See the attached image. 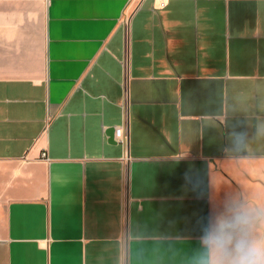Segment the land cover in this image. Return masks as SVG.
Returning a JSON list of instances; mask_svg holds the SVG:
<instances>
[{
  "label": "crops",
  "instance_id": "crops-1",
  "mask_svg": "<svg viewBox=\"0 0 264 264\" xmlns=\"http://www.w3.org/2000/svg\"><path fill=\"white\" fill-rule=\"evenodd\" d=\"M233 200L264 201V0H0V264H190Z\"/></svg>",
  "mask_w": 264,
  "mask_h": 264
},
{
  "label": "clouds",
  "instance_id": "clouds-1",
  "mask_svg": "<svg viewBox=\"0 0 264 264\" xmlns=\"http://www.w3.org/2000/svg\"><path fill=\"white\" fill-rule=\"evenodd\" d=\"M190 264H264V201H229L202 217Z\"/></svg>",
  "mask_w": 264,
  "mask_h": 264
},
{
  "label": "built area",
  "instance_id": "built-area-1",
  "mask_svg": "<svg viewBox=\"0 0 264 264\" xmlns=\"http://www.w3.org/2000/svg\"><path fill=\"white\" fill-rule=\"evenodd\" d=\"M116 133H117V136H118V137H122V135H123V130H122V128H118Z\"/></svg>",
  "mask_w": 264,
  "mask_h": 264
}]
</instances>
